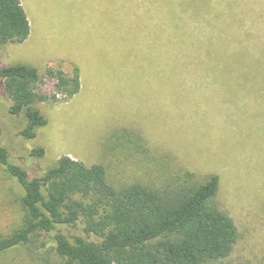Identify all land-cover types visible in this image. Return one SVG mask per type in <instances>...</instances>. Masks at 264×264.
<instances>
[{"label": "rangeland", "instance_id": "374dc122", "mask_svg": "<svg viewBox=\"0 0 264 264\" xmlns=\"http://www.w3.org/2000/svg\"><path fill=\"white\" fill-rule=\"evenodd\" d=\"M21 1L30 35L0 45V66L27 63L42 74L50 65L76 66L81 89L69 100L39 103L48 123L28 139L18 133L26 119L9 112L0 78V144L11 161L40 174L69 155L105 165L115 186L157 185L185 170L198 179L218 174L217 202L240 236L228 257L210 264H264V73H208L200 58L172 49L169 0ZM208 1L207 9L242 18L239 30L252 42L263 39L264 0ZM212 52L215 63L218 49ZM38 147L45 154L31 156ZM22 192L0 162V234L21 225ZM0 264L36 263L20 246Z\"/></svg>", "mask_w": 264, "mask_h": 264}, {"label": "trees", "instance_id": "16d2710c", "mask_svg": "<svg viewBox=\"0 0 264 264\" xmlns=\"http://www.w3.org/2000/svg\"><path fill=\"white\" fill-rule=\"evenodd\" d=\"M207 5L208 0L168 1L171 48L200 58L208 73H264V35L252 42L250 32L239 30L242 18ZM29 35L22 1L0 0V45L21 43ZM0 78L9 112L26 119L18 133L28 139L48 123L39 103L69 100L81 88L76 66L67 72L50 65L42 74L33 65L16 63L0 66ZM44 154L43 147L30 152ZM0 162L23 188L24 211L18 228L0 234V256L25 246L36 264H210L228 257L240 236L232 216L217 202L220 177L215 173L198 179L185 170L157 185L115 186L105 165L88 166L69 155L32 174L12 162L0 144Z\"/></svg>", "mask_w": 264, "mask_h": 264}, {"label": "crops", "instance_id": "0c3cea01", "mask_svg": "<svg viewBox=\"0 0 264 264\" xmlns=\"http://www.w3.org/2000/svg\"><path fill=\"white\" fill-rule=\"evenodd\" d=\"M24 6V5H23ZM81 89V88H80Z\"/></svg>", "mask_w": 264, "mask_h": 264}]
</instances>
